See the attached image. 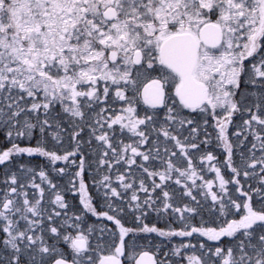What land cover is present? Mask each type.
Returning a JSON list of instances; mask_svg holds the SVG:
<instances>
[{
  "label": "snow or ice",
  "instance_id": "snow-or-ice-1",
  "mask_svg": "<svg viewBox=\"0 0 264 264\" xmlns=\"http://www.w3.org/2000/svg\"><path fill=\"white\" fill-rule=\"evenodd\" d=\"M0 264H264V0H0Z\"/></svg>",
  "mask_w": 264,
  "mask_h": 264
}]
</instances>
